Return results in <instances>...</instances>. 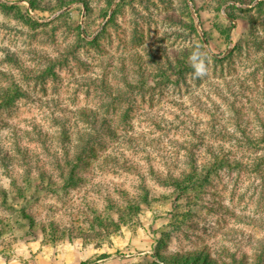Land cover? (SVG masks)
<instances>
[{
	"label": "rangeland",
	"instance_id": "rangeland-1",
	"mask_svg": "<svg viewBox=\"0 0 264 264\" xmlns=\"http://www.w3.org/2000/svg\"><path fill=\"white\" fill-rule=\"evenodd\" d=\"M263 137L264 0H0V264H264Z\"/></svg>",
	"mask_w": 264,
	"mask_h": 264
},
{
	"label": "trees",
	"instance_id": "trees-1",
	"mask_svg": "<svg viewBox=\"0 0 264 264\" xmlns=\"http://www.w3.org/2000/svg\"><path fill=\"white\" fill-rule=\"evenodd\" d=\"M260 7H262V4L260 5ZM192 28L195 31H197V29H196V27H195L194 24H192ZM4 99H5V102H7L5 104H8L9 101L10 102L13 101L12 99H11L12 101L9 100V95H7V94H6V96H5ZM262 140L264 141V137L262 138ZM76 159L78 160L76 162V164H73L72 165L71 164L72 162L70 160H67V162L64 165H61L60 164L58 166L57 169L60 170V178L63 179V181H65V182L66 181L67 182L69 181L70 183H74V184L77 183V175H76V172L75 171L77 170V166H79L82 163V160H81V158L79 156H77ZM229 165L230 164H227V166H229ZM66 167L69 170V173L68 174L65 173ZM192 172H195V170H192ZM184 179L185 180H174L173 184H171V185L175 186L176 189H179L180 188V189L184 190V192L187 191V189L188 190H190V189H193V190L194 189H197L194 185L191 184L192 183V178H190V174L187 175V177L184 178ZM186 185L188 186V188H186ZM202 187H203V184H201V186H200L199 189H202ZM129 212L134 213V210H133L132 206H129ZM118 213H119V217H120L121 221H123V214H122V212L119 211ZM100 223H101V226H102L103 230L107 231L109 229V226H108L107 222L100 221ZM111 223H112V226H114V227H117L118 226V223L114 222L113 220H111ZM195 256H196V259H198V261H200V262H201L200 259H205V258L207 259V258H209V255L207 257V256H204L203 254H198V255H195ZM181 258H183V257H181V256L180 257H177V259L175 261H170V264H173L174 262H176L177 260H179ZM160 264H162V263H160ZM164 264H167V263H164Z\"/></svg>",
	"mask_w": 264,
	"mask_h": 264
},
{
	"label": "clouds",
	"instance_id": "clouds-1",
	"mask_svg": "<svg viewBox=\"0 0 264 264\" xmlns=\"http://www.w3.org/2000/svg\"><path fill=\"white\" fill-rule=\"evenodd\" d=\"M192 59H193V61H196L197 60V54L194 53ZM194 67L196 69V75L202 76V75L205 74L206 69L204 67V64H203L202 60L199 63H195Z\"/></svg>",
	"mask_w": 264,
	"mask_h": 264
},
{
	"label": "crops",
	"instance_id": "crops-1",
	"mask_svg": "<svg viewBox=\"0 0 264 264\" xmlns=\"http://www.w3.org/2000/svg\"><path fill=\"white\" fill-rule=\"evenodd\" d=\"M83 261H85L84 258L79 261V264H85V263H83ZM102 261H104V260L96 261V262L91 263V264H99ZM40 264H46V262L45 261H41ZM48 264H52V263H48Z\"/></svg>",
	"mask_w": 264,
	"mask_h": 264
}]
</instances>
